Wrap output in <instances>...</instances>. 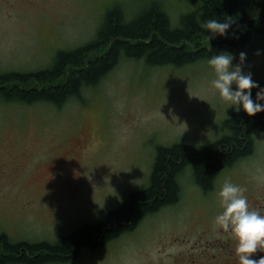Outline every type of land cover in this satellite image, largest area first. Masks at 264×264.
Masks as SVG:
<instances>
[{
  "label": "rangeland",
  "instance_id": "1",
  "mask_svg": "<svg viewBox=\"0 0 264 264\" xmlns=\"http://www.w3.org/2000/svg\"><path fill=\"white\" fill-rule=\"evenodd\" d=\"M152 1L0 0V71L47 67L58 50L93 39L108 8L119 5L133 17ZM155 1L174 24L201 2ZM241 51L244 71L264 82V38L233 52V64ZM213 77L207 61L177 68L122 59L84 91V102L59 107L0 99V234L15 243H57L146 188L157 146L201 149L220 139L236 108L211 86ZM226 178L245 187L250 207L264 212V130L255 132L252 154L219 172L210 190L184 173L177 202L67 264H220L225 245L236 243L214 223Z\"/></svg>",
  "mask_w": 264,
  "mask_h": 264
},
{
  "label": "trees",
  "instance_id": "2",
  "mask_svg": "<svg viewBox=\"0 0 264 264\" xmlns=\"http://www.w3.org/2000/svg\"><path fill=\"white\" fill-rule=\"evenodd\" d=\"M207 18L230 19L229 35L210 39L198 23ZM259 36L264 38V0H201L183 13L177 24L155 0L133 17L114 5L106 11L93 39L73 49L58 50L47 67L0 71V99L59 107L73 99L84 102V91L97 86L122 59L143 61L150 67L180 68L207 61L215 52L233 53ZM258 82L264 86V82ZM256 91L252 89L253 98ZM223 126L225 134L206 148L185 143L157 146L146 188L130 193L103 220L75 230L57 243H15L5 233L0 234V264H67L85 249L97 250L134 230L147 215L177 202L179 179L186 172L204 191L210 190L219 172L252 154L255 132L264 130V111L249 116L243 109L234 110ZM228 244L227 253L231 247ZM229 256H224L220 264L236 260V255Z\"/></svg>",
  "mask_w": 264,
  "mask_h": 264
},
{
  "label": "clouds",
  "instance_id": "3",
  "mask_svg": "<svg viewBox=\"0 0 264 264\" xmlns=\"http://www.w3.org/2000/svg\"><path fill=\"white\" fill-rule=\"evenodd\" d=\"M198 23L212 39L217 35L228 36L233 22L228 18H207ZM234 56V53L224 50L208 57L207 63L214 72L211 86L237 111L242 108L249 116L264 111V86L253 79L251 71H244L247 53L241 51L236 64H233ZM253 88L257 89L255 98ZM245 192V187L226 178L216 193L222 210L215 215L214 223L236 239L234 254L239 264H264V255L259 258L253 256L258 251L264 252V212L250 207Z\"/></svg>",
  "mask_w": 264,
  "mask_h": 264
},
{
  "label": "flooded vegetation",
  "instance_id": "4",
  "mask_svg": "<svg viewBox=\"0 0 264 264\" xmlns=\"http://www.w3.org/2000/svg\"><path fill=\"white\" fill-rule=\"evenodd\" d=\"M236 243H234V244H228V246L230 247V249H229V253H227L226 252V255H227V259H229V254L231 255V256H234L235 254H234V248H232V247H235L234 245H235ZM231 252V253H230ZM234 259H236V260H234L233 262H230L229 264H239V261H238V257L237 256H235V258ZM226 264H228L227 262H226Z\"/></svg>",
  "mask_w": 264,
  "mask_h": 264
}]
</instances>
